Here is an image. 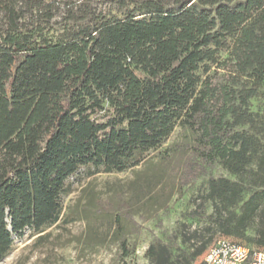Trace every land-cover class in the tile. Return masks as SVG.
<instances>
[{
    "label": "trees",
    "instance_id": "16d2710c",
    "mask_svg": "<svg viewBox=\"0 0 264 264\" xmlns=\"http://www.w3.org/2000/svg\"><path fill=\"white\" fill-rule=\"evenodd\" d=\"M263 90L264 0H118L107 10L0 0V260L15 235L81 219L84 243L129 257L134 216L218 164L237 179L210 174L197 212L210 203L212 225L264 249V136L252 109ZM130 169L109 191L89 189L78 210L66 204L72 176ZM207 243L177 253L155 239L146 254L193 264Z\"/></svg>",
    "mask_w": 264,
    "mask_h": 264
},
{
    "label": "rangeland",
    "instance_id": "374dc122",
    "mask_svg": "<svg viewBox=\"0 0 264 264\" xmlns=\"http://www.w3.org/2000/svg\"><path fill=\"white\" fill-rule=\"evenodd\" d=\"M64 1L71 0H62V3ZM93 2L107 10L115 8L118 0H93ZM252 109L260 113L262 122L258 127L253 128V132L264 136V90L252 100ZM178 130L169 142L179 138ZM177 158L173 157L169 172L178 179L182 172L181 162L178 164ZM141 167H136V169ZM136 169L121 173H99L94 177L84 179L81 173L74 175L70 179L73 182L74 191L66 197V204H72V211L78 210L86 204V194L89 189L109 191V185L115 181L125 183L133 178ZM210 174L215 177L237 179V176L218 164L208 175L185 185L182 192L177 189L178 191L169 203L159 210L144 214L137 213L134 217L140 232L132 236V242L137 243V247L129 257L121 256L117 244L91 247L84 243L81 239L85 235L87 221L81 219L67 224L54 225L43 232V235L31 229H27L22 236L15 235L12 250L0 260V264H151L146 252L150 243L155 239H161L177 253L194 252L208 241L203 254L193 262V264H200L207 248L212 243L220 238L233 239L212 225L208 218L213 210L210 203L204 213L197 212L196 208L201 197L208 191ZM246 181L249 182V179ZM234 240L249 247H255L249 242Z\"/></svg>",
    "mask_w": 264,
    "mask_h": 264
},
{
    "label": "built area",
    "instance_id": "2783aa9c",
    "mask_svg": "<svg viewBox=\"0 0 264 264\" xmlns=\"http://www.w3.org/2000/svg\"><path fill=\"white\" fill-rule=\"evenodd\" d=\"M200 264H264V249L220 238L207 249Z\"/></svg>",
    "mask_w": 264,
    "mask_h": 264
}]
</instances>
